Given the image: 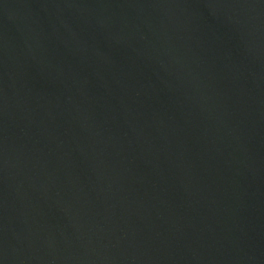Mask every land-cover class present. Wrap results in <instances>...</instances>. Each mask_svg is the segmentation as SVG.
I'll list each match as a JSON object with an SVG mask.
<instances>
[{
  "label": "water",
  "instance_id": "95a60500",
  "mask_svg": "<svg viewBox=\"0 0 264 264\" xmlns=\"http://www.w3.org/2000/svg\"><path fill=\"white\" fill-rule=\"evenodd\" d=\"M0 264H264V0H0Z\"/></svg>",
  "mask_w": 264,
  "mask_h": 264
}]
</instances>
